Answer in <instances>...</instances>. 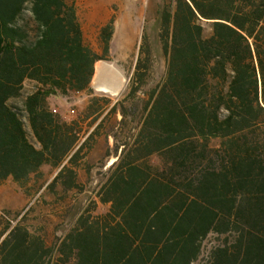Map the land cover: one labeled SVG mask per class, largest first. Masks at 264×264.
<instances>
[{
	"label": "trees",
	"instance_id": "trees-1",
	"mask_svg": "<svg viewBox=\"0 0 264 264\" xmlns=\"http://www.w3.org/2000/svg\"><path fill=\"white\" fill-rule=\"evenodd\" d=\"M75 2L0 0V186L25 188L48 166L58 173L44 193L61 203L113 139L117 161L96 192L109 209H86L58 247L28 225L31 209L15 225L2 218L0 264H194L210 235L226 240L208 264H264V0L172 1L158 18L163 77L144 34L116 102L91 88L114 25L100 32L99 56ZM27 81L35 91L11 106ZM83 92L72 121L47 102Z\"/></svg>",
	"mask_w": 264,
	"mask_h": 264
},
{
	"label": "rangeland",
	"instance_id": "rangeland-1",
	"mask_svg": "<svg viewBox=\"0 0 264 264\" xmlns=\"http://www.w3.org/2000/svg\"><path fill=\"white\" fill-rule=\"evenodd\" d=\"M172 1L174 0H76L77 17L85 42L99 56L104 55L103 46L100 43V32L107 25L111 23L114 25L109 56L95 66L91 88L96 96L111 99L113 102L123 100L135 70L144 34L147 35L149 44L157 55L154 78L156 82L160 81L165 72V62L157 38L160 31L158 18L162 9ZM29 20L30 15L26 13L22 23H27ZM204 26L208 29L206 24ZM97 65H107L120 76V89L115 95L98 91ZM35 89L36 85L27 81L21 93L22 97L12 100L9 104L20 108L24 99ZM141 98L144 99L143 96ZM89 100L88 93L83 92L73 93L68 97H51L47 102L51 110L67 121H72L84 111ZM22 117L29 139L34 142L28 119L25 115ZM121 119V116L117 115L116 121ZM109 149L112 151L110 156L107 154ZM113 150V139H110L108 143L104 139L100 140L90 157L91 174H86L84 170L78 173L81 191L68 193L61 203H57L56 199L44 193L46 186L58 173L57 170L48 166L42 168L41 179L33 177L25 188H21L12 179L7 180L0 186V220L2 218L12 220V224L15 225L18 221L15 220L16 215L24 214L31 209L28 225L37 230H45L49 245L58 247L86 209L93 211L95 208L94 216H101L108 212L109 207L99 203L96 192L106 182L110 168L117 161ZM91 202L97 203V206L93 207ZM225 240V236L210 235L203 242L201 256L194 264H208L212 250L222 245Z\"/></svg>",
	"mask_w": 264,
	"mask_h": 264
},
{
	"label": "bare ground",
	"instance_id": "bare-ground-1",
	"mask_svg": "<svg viewBox=\"0 0 264 264\" xmlns=\"http://www.w3.org/2000/svg\"><path fill=\"white\" fill-rule=\"evenodd\" d=\"M96 79L99 83L98 91L106 94L115 95L120 89V76L107 65H97Z\"/></svg>",
	"mask_w": 264,
	"mask_h": 264
},
{
	"label": "water",
	"instance_id": "water-1",
	"mask_svg": "<svg viewBox=\"0 0 264 264\" xmlns=\"http://www.w3.org/2000/svg\"><path fill=\"white\" fill-rule=\"evenodd\" d=\"M207 23H210V22H207Z\"/></svg>",
	"mask_w": 264,
	"mask_h": 264
}]
</instances>
